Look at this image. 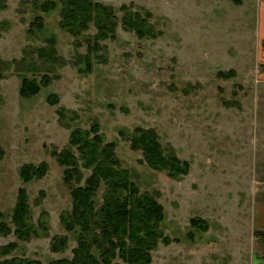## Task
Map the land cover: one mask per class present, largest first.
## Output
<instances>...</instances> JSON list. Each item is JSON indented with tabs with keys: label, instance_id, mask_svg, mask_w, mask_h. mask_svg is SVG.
I'll return each instance as SVG.
<instances>
[{
	"label": "rangeland",
	"instance_id": "1",
	"mask_svg": "<svg viewBox=\"0 0 264 264\" xmlns=\"http://www.w3.org/2000/svg\"><path fill=\"white\" fill-rule=\"evenodd\" d=\"M44 1L0 0V247L17 243L0 263L72 258L77 233L61 215L92 168L80 165L82 180L68 183L54 151L79 156L72 133L93 136L98 124L140 193L164 207L151 264H249L264 238V0H95L118 24L94 49V24L75 36L60 24L62 2L44 12ZM124 6L145 17L144 36L125 27ZM37 15L42 30L31 28ZM52 38L56 54L42 56ZM24 77L38 82L36 94L21 93ZM140 128L184 171L152 167L132 144ZM42 162L45 175L23 178L24 164ZM106 189L102 181L98 202ZM60 235L68 245L55 251Z\"/></svg>",
	"mask_w": 264,
	"mask_h": 264
},
{
	"label": "trees",
	"instance_id": "2",
	"mask_svg": "<svg viewBox=\"0 0 264 264\" xmlns=\"http://www.w3.org/2000/svg\"><path fill=\"white\" fill-rule=\"evenodd\" d=\"M63 4L60 24L75 36L82 35L91 24L97 27L95 40L89 49L100 46V39L113 37L118 24V17L110 5L95 0H60ZM56 0H45L41 4L44 12L57 7ZM126 9V6L123 7ZM126 28L135 30L139 36L145 34V17L140 13L126 9L123 16ZM44 18L37 15L31 23L34 30L44 29ZM32 32V31H31ZM56 39H49L50 46L40 49L42 56L56 54ZM49 80V77H47ZM47 80V81H48ZM40 90L37 81L24 77L21 93L27 97ZM100 126L95 124L90 136L77 129L72 133L71 143L77 146L79 156L70 149L54 151L59 163L66 165L65 179L71 183L82 180L80 165L92 168V174L85 184L72 188L73 208L64 212L61 217L68 231L77 233V246L73 249L72 258H59L50 264H151L152 250L160 237L158 225L164 218V207L153 196L142 192L128 177L125 169L119 166L115 154V143H103L99 132ZM140 134L132 138V144L143 150L145 159L154 168L169 169L174 175L184 171L180 161L173 155L163 152L157 133L152 130L139 129ZM2 150L0 148V155ZM82 160V163L80 162ZM48 165L24 164L21 175L25 180L46 174ZM104 181L107 189L103 201H97V190ZM29 211L27 192L19 189L18 201L14 213V221L21 227L16 232L23 236L27 223L25 217ZM23 229V230H22ZM29 230V229H28ZM27 230V232H28ZM26 232V234H27ZM160 239V238H159ZM165 243L169 240L165 238ZM17 243L0 247V253H8ZM68 245V236H54L52 248L63 250ZM22 264H43L40 260H20ZM0 264H18L16 258Z\"/></svg>",
	"mask_w": 264,
	"mask_h": 264
},
{
	"label": "crops",
	"instance_id": "3",
	"mask_svg": "<svg viewBox=\"0 0 264 264\" xmlns=\"http://www.w3.org/2000/svg\"><path fill=\"white\" fill-rule=\"evenodd\" d=\"M257 243L260 245L253 250L249 264H264V238L258 240Z\"/></svg>",
	"mask_w": 264,
	"mask_h": 264
}]
</instances>
